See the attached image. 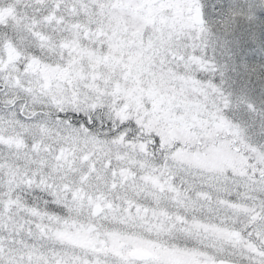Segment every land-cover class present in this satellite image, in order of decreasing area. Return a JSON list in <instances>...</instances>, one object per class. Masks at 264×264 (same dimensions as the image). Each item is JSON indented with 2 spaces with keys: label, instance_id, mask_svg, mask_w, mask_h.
Here are the masks:
<instances>
[{
  "label": "snow or ice",
  "instance_id": "1",
  "mask_svg": "<svg viewBox=\"0 0 264 264\" xmlns=\"http://www.w3.org/2000/svg\"><path fill=\"white\" fill-rule=\"evenodd\" d=\"M0 264H264V0H0Z\"/></svg>",
  "mask_w": 264,
  "mask_h": 264
}]
</instances>
